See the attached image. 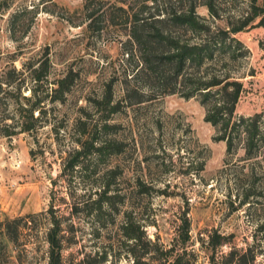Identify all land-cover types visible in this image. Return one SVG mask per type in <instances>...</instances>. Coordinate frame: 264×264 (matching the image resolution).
<instances>
[{
  "label": "rangeland",
  "instance_id": "1",
  "mask_svg": "<svg viewBox=\"0 0 264 264\" xmlns=\"http://www.w3.org/2000/svg\"><path fill=\"white\" fill-rule=\"evenodd\" d=\"M189 7L209 30L170 24L167 31L182 42H205L211 52L186 67L190 80L237 79L231 119L260 112L263 124L264 23L253 12L264 0H0V71L19 69L21 92L34 87L31 99H40L29 131L5 135L16 126L0 122V232L8 222L16 237L0 233V264L46 263L50 213L70 264H132L118 229L124 213L170 247L165 264H238L225 254L247 248L244 264H264L263 141L247 154L243 132L233 130L226 149L218 126L204 118L208 105L199 92L183 96L187 81L169 92L171 84L135 71L128 52L133 14L161 18ZM41 63L36 82L29 71ZM65 72L70 82L58 97L52 89ZM6 89L11 113L17 95ZM104 184L112 208L96 217L90 200ZM212 237L220 241L213 247Z\"/></svg>",
  "mask_w": 264,
  "mask_h": 264
},
{
  "label": "trees",
  "instance_id": "2",
  "mask_svg": "<svg viewBox=\"0 0 264 264\" xmlns=\"http://www.w3.org/2000/svg\"><path fill=\"white\" fill-rule=\"evenodd\" d=\"M155 1V0H154ZM253 3L255 0H249ZM209 9L211 6L206 3ZM85 6L87 4L85 3ZM144 8L149 7L146 3L142 5ZM121 9V8H120ZM123 10V9H122ZM262 12V13H261ZM261 14L257 23H264V7H260L255 10L253 14ZM170 15L167 17H143L139 20L136 17V13L133 14V20L130 25V35L127 40L130 42L128 52L130 57L135 56L134 65L135 71H142L147 73L158 85L171 84L172 87L168 89L169 92H173L175 89L173 85L182 81L188 82L186 90L182 93L183 96H191L195 92L201 95L202 102H205L208 107L204 118L210 123L218 126L220 130L219 138L225 140L226 149H229L232 143L231 131L238 130L244 134V147L246 153H250L253 147L259 146L260 142L263 141L264 145V123L261 124V113L254 112L251 115H240L234 119H231L234 102L241 90V82L228 75L222 76V79L210 75L206 79H200V76H195L193 80H190L189 72H185L187 66H191L192 63L199 65L203 58L210 57L211 52L208 50V46L205 42H182L175 36H172L167 31V26L170 24H184L190 29L195 31L207 32L208 26L200 22L193 9H189L184 12L182 10H171ZM242 21L235 27H231L232 30L239 29L244 25ZM90 25V24H89ZM221 33L225 34V30H221ZM126 52V51H125ZM38 64L30 69L31 78L34 81H39L44 71H42V65ZM138 65V67L136 66ZM45 70V69H44ZM21 71L15 69L13 65L0 71V122L6 123L9 119L12 121L11 126L15 124L16 129L8 130L7 128L2 131L3 134L9 135L18 131H29L34 128V121L39 117L38 103L40 99L35 97L36 91L34 87L30 88V93L25 94L21 92V82L23 78L19 77ZM18 76L17 80H14L12 76ZM70 80L69 72H65L61 77L56 79V86L53 87L52 91L56 92L58 97L68 89ZM12 83V85H11ZM219 85L215 88L214 92L210 90L212 86ZM13 87V90L17 97L11 99L13 104V111L11 113H5L7 107L5 102L10 95L7 93L6 87ZM217 90L221 91V96L216 98L215 93ZM9 92V91H8ZM15 95V96H16ZM53 98V97H52ZM54 99V98H53ZM9 100V99H8ZM38 109L36 115H33V111ZM219 114V115H218ZM5 125V124H4ZM79 142V140H78ZM81 146L83 142L80 141ZM92 144V143H91ZM92 145L94 148H100L101 143ZM264 147V146H263ZM74 153H79L80 149L75 148ZM262 160L264 161V152L261 154ZM73 162H71L72 166ZM108 185L104 184L101 186L96 196L93 197L90 202L93 204L94 216L98 217L104 209L112 208L111 193L108 192ZM74 208L75 205H74ZM114 208V207H113ZM50 210V209H49ZM21 217L13 218L11 220H18ZM26 220L20 223V226H26ZM16 226V225H15ZM144 224L137 218H134L130 213H124L119 221L118 229L122 241L125 244L127 252L131 256L132 264H165L168 262L170 255V247H165L161 242L147 236L143 229ZM9 223L5 222L1 229V234H6L10 240H15V236L11 234L9 230ZM187 238V225L184 228L182 240ZM210 240L211 246H215L220 241L219 239ZM45 241H46V263L45 264H70L62 255V232L59 221L56 219L53 213H50L49 225L45 230ZM250 251L249 248L243 252L235 253L233 250L228 251L225 257L228 260H233L238 264L246 263V255ZM99 261L105 258L106 251L103 250ZM86 255V254H85ZM179 253L175 256V262L179 263ZM253 258V254H249V259ZM19 264H22L20 260ZM95 261L82 260L81 264H93Z\"/></svg>",
  "mask_w": 264,
  "mask_h": 264
}]
</instances>
